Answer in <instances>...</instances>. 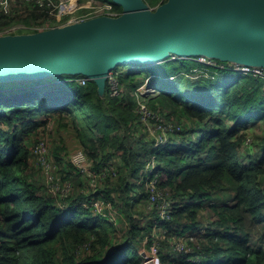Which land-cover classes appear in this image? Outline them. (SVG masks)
Returning a JSON list of instances; mask_svg holds the SVG:
<instances>
[{
	"label": "trees",
	"instance_id": "1",
	"mask_svg": "<svg viewBox=\"0 0 264 264\" xmlns=\"http://www.w3.org/2000/svg\"><path fill=\"white\" fill-rule=\"evenodd\" d=\"M157 1L165 0L147 3ZM114 5L121 12L120 5ZM5 19L0 15V21ZM172 56L178 60H170ZM192 62L170 54L155 64L127 63L113 68L112 72H118L121 66L126 67L117 75L120 88L134 90L140 82L151 81L165 106L171 108L170 114L180 112L179 128L168 132L164 142L154 140L148 145L146 140L151 137L143 138L136 132L133 96L116 102L122 93L111 96L108 85L101 94L93 80L80 83L81 74L0 82V264H142L137 252L139 238L134 235V240L109 246L114 235L98 223L103 217L92 206L95 199L109 201L115 210L122 202L127 214L134 204H138L139 214L147 211L148 223L142 226L141 234L148 229V246L154 240L152 229H160L164 238L158 251L163 264H264V135L255 157L250 155L251 149L245 155L241 152L249 125L262 120L255 126L264 129V95L252 88L242 92L247 88L239 78L252 77L247 74L225 73L215 67L219 73L213 74L220 77L192 78L189 70L206 66L195 61L191 67ZM54 118L62 124L71 122L87 146L83 145L90 168L102 176L98 186H92L90 175L82 174L70 161L71 151L55 147L51 155L49 150L60 176L72 182L63 204L44 189L33 151L42 139L41 128ZM109 146L113 153L105 152ZM135 146L146 158L140 159V154L133 152ZM112 154L115 158L121 154L124 164L116 158L112 167L108 163ZM152 156L158 161L156 171L147 174L156 175V189L168 193L171 201L169 217L162 220L144 180L136 186L125 176L128 171L142 176ZM62 158L68 160L66 166ZM28 163L43 186L30 176ZM120 177L125 180L124 190L117 184ZM99 184L106 187L99 189ZM80 185L82 189L76 190ZM136 192L135 199L132 195ZM199 208L213 216L205 240L196 243V239L186 237L183 241L189 250L163 252L161 244L169 245L171 240L203 227L197 216ZM245 212L257 225L253 234L247 229ZM132 227L136 225L132 223Z\"/></svg>",
	"mask_w": 264,
	"mask_h": 264
},
{
	"label": "water",
	"instance_id": "2",
	"mask_svg": "<svg viewBox=\"0 0 264 264\" xmlns=\"http://www.w3.org/2000/svg\"><path fill=\"white\" fill-rule=\"evenodd\" d=\"M111 1L117 16L0 34V82L81 74L104 94L114 67L170 54L264 67V0Z\"/></svg>",
	"mask_w": 264,
	"mask_h": 264
},
{
	"label": "rangeland",
	"instance_id": "3",
	"mask_svg": "<svg viewBox=\"0 0 264 264\" xmlns=\"http://www.w3.org/2000/svg\"><path fill=\"white\" fill-rule=\"evenodd\" d=\"M60 0H50V3L40 5L39 3H36L32 0H0V6L1 7H6L9 9V12L7 14L3 13V10L0 8V15H4L6 18L4 21H0V30H4L3 27L7 25H18L17 28H15L16 32H24V31H34L37 29H43L47 28L50 26H55V24H58L62 21L65 20L64 17L70 15L67 14L64 17L60 18L57 13L60 9L59 5ZM63 1V6L62 9L65 10L66 8H73L76 11L83 9L80 8L78 9L77 7L83 4L87 3V0H77L76 2H68V0H62ZM147 2V0H145ZM161 1H157L156 3L154 2H148V5L151 7H155L158 5ZM55 13V14H52ZM11 22V23H10ZM10 23V24H8ZM190 59L191 61H200L197 58V60L191 58V57H185ZM178 60L176 56H172L170 60ZM180 59V58H179ZM192 62L191 67L195 65V63ZM233 61H231V66H233ZM212 64L223 66V64H218L216 60L212 61ZM206 65V64H205ZM126 67L121 66L118 72H115L116 76L119 74L120 70H125ZM188 75H190L192 78H197L199 76H205V77H210L213 78L220 77L221 74H213V73H219L216 71L215 67L206 65L203 67H194L192 70H189ZM243 74V73H241ZM246 75V74H243ZM248 75V74H247ZM252 77H240L239 82L242 84L244 89L242 92H247V91H252V89L257 90L261 95H264V84H260L259 81L256 79V76L249 75ZM78 78V77H77ZM77 78H75L77 80ZM134 79H137V76L135 75L133 77ZM258 78V77H257ZM89 78H87L88 80ZM86 80V81H87ZM79 81V78H78ZM83 83V85L86 84ZM108 85V82H107ZM110 85V84H109ZM156 87L157 85L151 84V81L149 82H143L139 83V88H135L134 90L128 88V87H122L120 88V83L116 84V89L118 90L114 94H110L111 96L118 97L121 93L122 95L117 99H114V101L122 103L124 101L128 100V96H133L134 100L136 101V126H137V131H139V136L144 137H151L150 140L147 141V145L150 144L152 141L156 140L157 142H164L166 138L168 139L169 135H167L168 132L172 131L174 128H179L180 124H177V121L180 119V112L177 111L176 113L170 114L171 108L168 106H165L166 101H163L161 97L158 96V91H156L153 87ZM158 89H161V86H158ZM252 88V89H248ZM111 90V88H110ZM240 91V90H238ZM112 92V90H111ZM241 92V93H242ZM59 122V124L57 123ZM181 122L185 123L184 119H181ZM263 121L262 120H257L254 122L255 124H251L248 127V130H245L246 133V145H249L246 147L244 143L241 146V152L245 155L247 149L250 150V155H252V158L255 157V154L257 152H260V145L261 141L260 138L264 135L262 129L259 126L255 125H261ZM71 122L69 121H64L63 124L61 123V120L59 118H54L49 120L41 129H42V139L45 141L47 148H49L50 152L53 148L55 147H62L65 151H73L75 149H85L87 147L83 143H81L79 137L77 136L74 128L70 125ZM188 123V121H187ZM115 135V134H113ZM166 137H165V136ZM117 138H120L119 136H116ZM257 146H252L256 145ZM85 147H84V146ZM137 146H135L134 153L140 154V159L146 158L145 153L139 149H136ZM250 147V148H249ZM149 148L147 147V151ZM63 151V150H61ZM112 151L113 149L109 146L105 152ZM100 153H104L103 151H100ZM57 155V153L55 152ZM49 155V153H48ZM52 155V152H51ZM112 154L110 161L108 163H111L110 165L113 164V160L117 158L119 163L121 165L124 164V159L122 158L121 154L117 155ZM53 157V156H52ZM54 159V158H53ZM63 165H67L68 160L65 158H62ZM157 160L154 156L150 157L147 162H146V168L144 170L143 175L141 176H132L129 174L130 172H126L125 176L128 179L132 180L136 186L140 185L141 182L144 180V184L146 187H149L151 189V182H153L154 185L158 183L156 175L153 177L150 176V174H147L149 171H156L157 167ZM36 163V162H35ZM53 163L56 165V160ZM37 165V164H36ZM29 166V174L33 179L37 180L40 182V179L38 177V174L34 171L32 164H27ZM38 166V165H37ZM112 167H114L112 165ZM40 175L41 179L44 183L45 188L44 189H49L47 182H46V177L45 174L40 167ZM114 175H117L116 171L112 172ZM147 174V175H146ZM149 175V176H148ZM61 179H63L60 175H58ZM263 181H264V175H263ZM64 180V179H63ZM70 182L71 180L68 179ZM72 183V182H71ZM41 184V182H40ZM117 184L125 189V180L122 179L121 177L117 180ZM42 185V184H41ZM43 186V185H42ZM98 186V185H97ZM83 185L76 186V190H81ZM104 185L99 184V189H103ZM109 187V186H107ZM131 190V188H130ZM165 190V189H164ZM165 197H168V193L162 192L159 190ZM132 195V194H131ZM138 195V192L132 195L133 198H137L136 196ZM54 196V195H53ZM58 200L59 204L66 203L65 197H60L59 195L55 196ZM103 204V205H102ZM100 206H96V211L99 212L100 216L103 217V219L99 220L98 223H103L105 225V229H108V233L110 235H114V242L109 245L110 247H115L117 246L120 242L126 241V240H134V235L136 238H139L137 242V248H138V253L140 256H142V251L147 250V241H148V229L145 234H141L142 232V226H147V211L144 212V215L139 214L136 212V206L138 204L132 205L131 208V213L127 214L123 211V204L122 202L120 203L118 209L112 208L111 203L104 202ZM205 204V203H204ZM92 207V206H90ZM93 208V207H92ZM94 209V208H93ZM95 210V209H94ZM119 211V212H117ZM159 212V210H158ZM94 214V213H93ZM245 214V222L247 229L250 234H253L257 230V225H255L251 220L247 212ZM125 216V217H124ZM197 216L198 220H200V224L203 226L202 228L198 230H191L189 234L185 235L184 237L179 238L180 240H184L186 237H188L190 240L196 239V243H201L203 240H205V230L211 228L209 225V221H211V218L213 217L212 214L208 211L205 210V208H199V211H197ZM118 218V219H117ZM161 220V219H160ZM159 222V221H158ZM132 223L136 225L135 228L132 227ZM114 226L116 228H114ZM125 233V234H124ZM151 235H153L154 240L156 239L157 241V247L161 243V240L164 238V235L160 233V229H158L157 226H155L154 229L151 231ZM179 241V240H174V242ZM135 243V242H134ZM136 244V243H135ZM139 246V247H138ZM176 244L173 243V241H170L169 245H162V251H174L176 252L177 250L174 248ZM160 247H158V250ZM179 252V251H177ZM159 254V252H158ZM158 263L163 264L160 255ZM144 259V258H143Z\"/></svg>",
	"mask_w": 264,
	"mask_h": 264
},
{
	"label": "built area",
	"instance_id": "4",
	"mask_svg": "<svg viewBox=\"0 0 264 264\" xmlns=\"http://www.w3.org/2000/svg\"><path fill=\"white\" fill-rule=\"evenodd\" d=\"M36 3H39L40 5H44L47 3H50V0H32ZM76 2L77 0H68V2ZM52 2V0H51ZM116 3L109 1V0H87L86 4L80 5L77 8H83L80 10H75L73 8H66L65 10L62 9L63 6V1H59L60 9L57 13V15L62 18L67 14H70L65 18L64 21L55 24V25H62L66 23H72L76 21H82L85 20L89 17L95 16V15H108V16H117L120 14V10L114 5ZM0 8L3 10V13L7 14L9 12V9L6 7H1ZM55 14V13H52ZM18 25H7L4 28V30H0V34H5V33H16L15 28H17ZM51 27V26H50ZM48 28V27H47ZM44 29V28H43ZM41 30V29H37ZM34 30V31H37ZM200 57V62L204 63L206 65L216 67L219 69L225 70V73H243V74H248V75H253L258 77L259 79H262L264 81V67L263 66H258V65H250V64H243V63H237V62H232L233 66H231V61H223L218 58H212V57H207L204 55H199V56H193L191 58L197 60ZM216 60L218 64H223V66L215 65L212 64V61ZM88 77L85 75L81 76L79 78L80 83H85ZM107 82L109 86V93L114 94L118 90L116 89V84L119 83L117 76L114 72L110 71L107 75ZM110 84V85H109ZM112 92H111V90ZM139 88V87H138ZM140 89V88H139ZM34 154H35V162L38 165V167L42 168L45 177H46V182L48 185L47 189L50 193H52L54 196L59 195L60 197H67L69 195L72 183L68 179H61L58 175H60L59 170H58V165L53 163V160L50 158L49 153V148H47V145L43 139H40L34 146ZM70 161L72 164L79 169V171L82 174L88 173L90 175V184L92 186L97 185V181L99 177H102L99 175L97 172H95L93 169L90 168V163H89V158L86 154V152L83 149H75L71 152L70 154ZM110 171H114L112 167H107ZM151 182V200L154 202L156 206H158L159 210V215H161V220L164 218L169 217V207H171V201L167 199L159 190L156 189V185ZM163 192V191H162ZM101 199H95L92 202V206L96 209L97 207H101L100 205L102 204ZM103 205V204H102ZM97 210V209H96ZM159 219V220H160ZM176 246L174 247L177 251L179 250H189V246L187 243L183 240H179L174 242ZM147 247V250L142 251V264H159V254H158V247H157V241L156 239L153 240L152 243H150ZM144 258V259H143Z\"/></svg>",
	"mask_w": 264,
	"mask_h": 264
},
{
	"label": "crops",
	"instance_id": "5",
	"mask_svg": "<svg viewBox=\"0 0 264 264\" xmlns=\"http://www.w3.org/2000/svg\"><path fill=\"white\" fill-rule=\"evenodd\" d=\"M106 85H107V80H106ZM56 164H57V163H56ZM100 178H101V177H99V179H98V181H97V184H98V182H99ZM90 185H91V184H90Z\"/></svg>",
	"mask_w": 264,
	"mask_h": 264
}]
</instances>
